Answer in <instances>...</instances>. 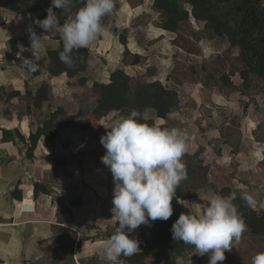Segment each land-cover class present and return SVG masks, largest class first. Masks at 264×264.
<instances>
[{
  "label": "crops",
  "instance_id": "crops-1",
  "mask_svg": "<svg viewBox=\"0 0 264 264\" xmlns=\"http://www.w3.org/2000/svg\"><path fill=\"white\" fill-rule=\"evenodd\" d=\"M123 14L121 12L120 17ZM33 19H37L35 15L16 14L0 4V57L4 56L0 59V264H111L99 252L100 243L109 238L116 227L115 218L110 211L113 178L109 169L101 162L106 150L99 140L106 133L108 124L123 114L109 113L99 121L98 130L81 131L77 127L59 129L52 143L41 136L32 157L27 156L29 137L42 128L45 119L51 117L57 109L74 116L75 121H78L86 113L93 111L97 99L92 94L94 98L91 99V106L87 107L85 104L84 109L75 108L72 105L74 101L86 97L77 94V84L71 86L67 81H61L63 77H60L59 85H52L54 79L48 74V52L59 48L61 36L55 30L47 33L36 26ZM125 20L126 18L123 23ZM29 28L41 36L38 48H30ZM102 35L104 41L99 40V50L91 52L92 61H100L101 65H93L91 62L92 70L85 75L87 89L92 88L94 83H109L110 75L105 77L104 67L109 66L113 71L120 68L123 46L118 38L109 35L106 30L97 36L98 39ZM109 36L116 40L114 45L117 42L115 47L121 50L111 52ZM21 46L34 57H42L38 61L39 75L34 76L19 60ZM109 59H114L111 64ZM99 73H103V76L98 75ZM93 76L94 82H91ZM42 85L51 87L50 97L37 109L34 99ZM12 92L19 95L10 97ZM193 95V103L198 109L203 105L206 108L213 106L219 110L230 111L239 125L240 138L232 142L238 146L233 153L230 145L220 141L224 140L220 133L211 137L212 130L199 131L192 117L191 124L176 126L174 113L161 120L156 118L152 109L144 112L143 118L152 119L157 125L187 131L189 140L184 155L192 156L200 148L203 149L199 160L209 167V187L199 190L195 198L180 203L191 213H195L198 206L203 207L207 203L209 195L217 194L222 188L217 190L218 183H212V179L219 180L220 174H226L229 185H232L236 193L239 192L238 195L241 196L247 191L254 194L257 201V170L261 168V173L264 172V141H258L255 137L264 138V133H261L264 128L251 115V104L242 105L246 101L244 98L249 96L237 94L236 98L230 95L225 99L216 93L209 94L207 90L205 93L197 90ZM213 96L220 98V102L213 100ZM197 111L200 114L199 110H194L196 113ZM12 119L18 122L17 133L13 131ZM259 120L263 122L264 116ZM211 121L208 119L205 122L210 125ZM204 125L202 123L201 128ZM196 133L206 144L197 142ZM206 152L212 154L209 162L206 161ZM242 153L244 160L237 161L235 157L239 158ZM229 163H240L234 177L223 168ZM131 237H135L139 243L141 240H153L152 232L145 226L139 231L133 230ZM247 240L250 241L246 236L241 237L238 242L234 241L231 250L225 251V260L218 264H252V257L258 252L254 249V255L250 256L247 247L250 245L254 248V243ZM196 252L195 249L185 258H179L177 264H208L209 254L199 255ZM141 254L142 247L139 244V251L132 255L135 258L121 256L118 264H142L138 257ZM159 264H164V259Z\"/></svg>",
  "mask_w": 264,
  "mask_h": 264
},
{
  "label": "trees",
  "instance_id": "trees-1",
  "mask_svg": "<svg viewBox=\"0 0 264 264\" xmlns=\"http://www.w3.org/2000/svg\"><path fill=\"white\" fill-rule=\"evenodd\" d=\"M0 4L13 13L35 15L37 19L42 20L47 15L46 9L51 6V0H0ZM114 4L116 7V0H114ZM185 5L190 7V11L184 7ZM82 6L80 0H73V5L69 10L64 11L53 7V11L62 24ZM115 7L111 13L115 12ZM151 8L157 14L158 22L154 23V26L176 34L175 43H180V48L189 55H198V46L190 48L180 40L185 33L183 32L184 27L191 26L190 18L204 24L200 32L193 30L188 32L191 38H195L196 43L202 39L212 41L216 38H225L229 43L226 56H217L207 71L205 68L202 74L196 75H200V78L195 83H200L212 93L223 97L235 96L236 94L248 97L251 91H257L258 86H261L260 89L264 92L263 0H152ZM101 23L106 27L103 21ZM107 32L118 38L119 43L124 48L120 68L110 73L108 84H93V92L97 98L96 106L92 112L86 113L83 119L75 121L74 116L67 115L63 110L57 109L45 121L42 128L29 137L30 147L27 154L29 158L32 157L33 150L41 136L52 143L59 129L77 127L81 131L98 130L100 128L99 121L109 113L119 112L127 116L133 109L141 114L138 117L141 122L165 128L164 125H157L152 119H144V112L152 109L155 111L156 118L165 120L173 110L184 105L183 98L178 95L176 90L164 87L159 81H137L133 86L132 77L125 72L124 68L140 65L142 57L139 54H132L127 48V30L118 32L114 19L110 22ZM176 39L178 40L176 41ZM22 51L21 53L19 50L21 56L34 57L30 51L24 49ZM60 51H62V40H60L58 49L48 52L50 61L48 74L54 79L52 85H59L56 81L60 77H66L69 80L88 71L90 51L87 48L73 50L74 63L71 68L60 61L58 57ZM231 51L235 52L233 56ZM226 65L230 67V70L221 73V68ZM32 74L34 76L39 75V70ZM233 77L240 79V85L234 84ZM76 83L77 88H83L86 84V78L81 76ZM50 88L49 85H42L38 88L34 99L35 108L40 109L42 103L49 99ZM18 95V93L13 92L9 94L10 97ZM11 121L12 125L14 122L13 131L17 133L18 122L13 119ZM255 139L264 141V138L255 137ZM229 144L235 153L238 146L232 142ZM202 151L203 149L200 148L192 156H185L186 162L184 164L187 170V179L182 180L176 189V195L172 200L173 215L167 221L157 219L150 221V226L141 225L134 230L139 231L145 226L153 234L151 242L141 240L139 243L142 247V254L138 257L142 264H159L161 259H164V264H177L179 258H185L195 250L192 245L173 240L171 226L180 213H191L180 201L195 198L199 190L209 187V167L199 160ZM232 193L236 195L234 204L246 224V231L242 237L247 236L254 244L257 242L258 246L256 244V247L260 253L264 249V244L260 245L259 248V242L264 240V208L256 209L248 206L232 186H222L217 192L222 196ZM24 264L31 263L25 262Z\"/></svg>",
  "mask_w": 264,
  "mask_h": 264
},
{
  "label": "clouds",
  "instance_id": "clouds-1",
  "mask_svg": "<svg viewBox=\"0 0 264 264\" xmlns=\"http://www.w3.org/2000/svg\"><path fill=\"white\" fill-rule=\"evenodd\" d=\"M80 2L83 6L62 24L53 7L67 11L73 0H51L46 17L33 19V23L47 33L55 30L61 36L62 51L58 57L69 68L74 63L73 50L87 48L104 31L102 18L115 7L114 0ZM29 37L30 48H38L41 36L29 28ZM23 49L21 46V53ZM18 56L29 72L39 70L38 61L42 57ZM140 115L133 109L127 116L112 120L99 140L106 150L101 162L113 178L110 211L116 221L114 233L100 243L99 252L111 264H118L121 256L130 257L139 251V241L130 238L133 230L141 225L150 226V221L157 219L167 221L173 215L176 189L187 179L182 161L189 140L187 131L149 125L138 119ZM241 198L250 207L257 202L255 195L247 191ZM235 199V193L227 196L213 193L195 213H180L171 226L172 239L192 245L199 255L209 254L208 264L223 262L225 251H230L233 242H238L246 231ZM252 264H264V252L255 254Z\"/></svg>",
  "mask_w": 264,
  "mask_h": 264
},
{
  "label": "rangeland",
  "instance_id": "rangeland-1",
  "mask_svg": "<svg viewBox=\"0 0 264 264\" xmlns=\"http://www.w3.org/2000/svg\"><path fill=\"white\" fill-rule=\"evenodd\" d=\"M264 2V0H263ZM152 0H116V7L115 12L110 13L102 18V21L106 24V27L103 26L104 30L107 31L110 22L114 19L115 20V26L118 30V32H122L124 30H127V48L130 50L132 54H139L142 56V63L138 66H128L125 67V72L132 77V85L134 86L135 82L137 81H146V82H154L159 81L164 87H167L172 90H176L178 95L183 98L184 105L180 108H176L171 113L176 114V126L182 125L187 126L188 124H191V120L193 119L194 124L197 125V129L199 131L204 130H212L211 137L217 135L220 133L221 136H223L224 140H220L224 144L230 145L229 142H234L235 140H239L240 135L238 133L239 125L236 123V119L233 116V114L230 111L226 110H219L214 108L213 106L210 108H206L202 105L201 109L196 107L197 105L193 103V95L195 91L200 90L201 93H205L206 90L210 94L212 91L206 89L202 84L195 83L198 81L197 74H202L206 68L205 71L208 70L209 65L213 63L216 60V57L219 55H225L227 54V49L229 47V43L225 38H216L212 41H208L206 39H202L199 42L196 43L195 38H191L188 35V32L190 30H193L195 32H200L203 29L204 24L198 23L194 19L190 18V27H184L183 33L184 36L180 40L181 42H185L187 46L190 48H194V46H198L197 54L198 55H189L187 52L183 51L182 48H180V43H175L176 34L166 32L162 29L157 28L154 26V23H157V14L155 11L151 8ZM187 10L190 11V7L188 5L184 6ZM114 10V9H113ZM121 12L124 14L122 17H120ZM126 14V17H125ZM126 18L125 22L123 23V19ZM108 33V32H107ZM104 34V32L102 33ZM108 34H106L107 36ZM110 35V34H109ZM109 36V41L111 43L112 50L111 52H117L118 50L115 46H117V42L114 45V42L116 40H112ZM97 37L89 46L88 50L90 51V57L88 60V71L86 73H82L81 75H78L77 77H85L90 70H92L91 62L97 63L99 66L101 65L100 61L93 60L91 52H95V49H98L99 47V40L104 41L103 35L102 38L100 36V39ZM62 40V39H61ZM178 39H176L177 41ZM185 40V41H184ZM60 43V41H59ZM129 43V44H128ZM129 45V47H128ZM122 46V45H121ZM99 50V49H98ZM53 51V50H52ZM232 52L235 54L234 51ZM121 53V59H122ZM224 56V58H226ZM110 64L114 59H109ZM121 63V60H120ZM121 66V64H120ZM104 75L105 77L109 76L111 72H113V68H110L109 66L104 67ZM228 70H230V67L227 65L225 67L221 68V73H225ZM98 75L103 76V73H99ZM77 77H74L73 79H67L66 77H63L61 81H67V84L69 85H76L77 83ZM94 77H91V82H94ZM102 80H105L101 78ZM234 84L240 85V79L238 77L232 78ZM59 83V81H56ZM78 86V85H77ZM257 87V86H256ZM261 86L257 87V91L253 90L250 93L249 98H244L246 101L242 103L243 104H251L252 111L251 115L256 118L260 124L263 125L264 128V121H260L259 118L262 119L264 116V92L260 89ZM260 89V92H259ZM77 94L85 95L86 97L75 100L72 104L73 107H77L80 109H84V105L86 104L87 107L91 106V99L96 96V94L93 92V87H89V89L86 88V84L83 88L77 89ZM94 94V96L92 95ZM237 96V94H236ZM236 96H232L233 98H236ZM225 99H228V97H224ZM213 100L216 102H220V98L213 96ZM222 100V99H221ZM247 102V103H245ZM70 105V107H72ZM194 110H199L194 112ZM211 110L213 113H211ZM217 112V113H214ZM243 112H245L243 110ZM65 113V112H64ZM66 114V113H65ZM111 114V113H110ZM191 114H194L191 116ZM200 115V116H199ZM192 117V119H191ZM214 117V119H212ZM259 117V118H258ZM46 118H48L46 116ZM208 119H211V124L207 125L205 121ZM179 120H185V121H179ZM47 121V119H45ZM43 122V124L45 123ZM205 124L203 128H201V124ZM233 127V129H226L227 127ZM261 133H264L261 131ZM263 137V136H262ZM203 138H205L203 136ZM196 140L199 144H206V142L203 139H200L198 136V133H196ZM242 147V145H241ZM240 147V148H241ZM239 148V150H241ZM244 150V149H243ZM186 156V155H184ZM210 156L212 154L210 152H206V161L209 162ZM244 154L237 158L240 160H244ZM185 157L183 158L184 163ZM223 161H220V163ZM228 164V163H224ZM239 165V166H238ZM222 166V165H220ZM237 167H240V163L237 165H233L229 163L228 166L223 167L226 173L233 175L236 174ZM223 170V171H224ZM216 171V170H215ZM226 175V174H225ZM223 174H220L219 180L212 179V183L217 182L218 183V189H220L222 186H232L229 185V179L227 176ZM257 175L259 176V181L257 184V190L259 199L257 200L256 204L252 207L259 209L264 207V172L261 173L260 170H257ZM237 179V178H236ZM211 180V179H210ZM237 193H239L237 191ZM248 241V240H247ZM251 242V241H248ZM253 244V243H251ZM257 246L258 243L256 242ZM256 244L251 247L248 245V253L250 256L254 255L252 252L254 249L258 252V247H256ZM264 244V240L259 242V248L260 245ZM255 252V251H254ZM256 254V253H255Z\"/></svg>",
  "mask_w": 264,
  "mask_h": 264
}]
</instances>
